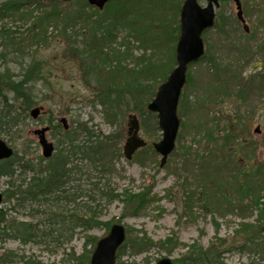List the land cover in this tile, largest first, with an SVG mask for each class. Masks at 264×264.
I'll return each mask as SVG.
<instances>
[{"label":"rangeland","instance_id":"rangeland-1","mask_svg":"<svg viewBox=\"0 0 264 264\" xmlns=\"http://www.w3.org/2000/svg\"><path fill=\"white\" fill-rule=\"evenodd\" d=\"M165 1L152 14L148 11L146 19L153 17L148 25L158 28L151 32L160 40L150 31L143 33L150 44H164L157 49L139 41L142 26L132 22L134 12L125 20L105 23L107 7L98 11L88 0H0V6L22 4L15 16L0 7V35L16 34L15 44L0 36V75L8 71L20 80L30 64L41 68L30 82L35 104L29 107L18 95L20 99L12 101L17 125L0 131V139L21 161L13 180L0 178V191L4 194L32 175L27 163L44 167L36 130L49 128L54 155L69 131L81 139L93 134L104 152L101 173L87 162H74L86 173L74 176L80 182L68 184L72 194L76 189L81 194L76 202H48L34 210L15 208L13 202L0 204L5 216L0 218V264H77L75 257L84 252L86 242L109 232H85L70 225V215H81L85 205L98 209L110 227L127 229L125 255L118 261L122 264H153L163 258L183 262L205 251L219 253L225 264H264V0H241L249 33L237 20L233 0H221L216 26L204 34L206 54L189 67V85L179 106L181 128L168 163L160 166L152 145L131 161L123 154L129 116H138L142 124V113L155 97L153 87L158 88L169 67H176V54H169L177 44L171 38L180 26V10L176 15L171 0ZM184 1L175 0V5L181 9ZM199 4L206 7L207 2ZM43 16H49V22L40 23ZM94 22L103 24L98 36L112 31L101 52L88 42ZM152 64L157 76L151 74ZM2 87L9 100L16 96L5 83ZM35 108L42 109L38 119L31 116ZM141 136L149 141L142 130ZM157 137L155 142L162 132ZM95 184L106 193L150 195V202L140 212L123 202L108 204L91 191ZM19 223L32 225L33 240L14 238L10 228Z\"/></svg>","mask_w":264,"mask_h":264},{"label":"trees","instance_id":"trees-1","mask_svg":"<svg viewBox=\"0 0 264 264\" xmlns=\"http://www.w3.org/2000/svg\"><path fill=\"white\" fill-rule=\"evenodd\" d=\"M181 2V1H180ZM166 2L165 0H111L110 3L107 5L105 14H106V22L110 23V20L114 18L115 20H122L127 19L130 12H134L136 16L132 20L134 22L135 20H138L140 25L142 26V29H140V33L142 36H140L138 39L141 43L149 45L153 48H156L154 46H157V49L161 48L164 44L159 42H154L150 44V38L148 40H144V31H150L154 40H160L156 37V35L152 32H158L157 27H153V24L150 23V21L153 20V17L150 18V21L146 22V19L149 17L148 11H152L156 8H162ZM25 5H29V3H24ZM171 7H175L176 9V15H178V12L180 10V4L175 5V0H171V3H169ZM4 11L11 12L12 14H18L21 12L22 4H16V3H8L3 4L0 6ZM156 7V8H155ZM144 8V9H142ZM124 11L125 17H124ZM122 13V14H121ZM108 14L110 15L109 17ZM0 17H3L0 14ZM111 17V18H110ZM124 17V18H123ZM122 18V19H121ZM49 19V16H43L40 18V23L44 22L47 23L49 21H46ZM94 28L91 31L90 37H88V42L90 48L97 52L104 48V42H105V36H111L112 31H110L107 35L100 37L98 36L99 31L102 28L101 22H94ZM146 25L148 27H146ZM41 26V24H40ZM98 28V29H97ZM152 31V32H151ZM174 35L171 38L173 41H178L179 34L180 33V26H177L174 30ZM1 35L3 36L4 40H10L12 44L16 43V39L14 36H16L15 33H4L2 31ZM0 35V36H1ZM107 38V37H106ZM146 38V37H145ZM23 42V40H20ZM22 44V43H21ZM148 47V46H146ZM152 48V49H153ZM175 47H170V55L171 57L175 58ZM156 64L150 65V68H152L151 74L154 72V76H157V71L155 69ZM174 65L167 71V73H164L161 78H158L157 80L161 79L160 83L164 82L167 77L169 71L173 70ZM41 68L37 64H30L28 68L25 70L23 74V79L20 80H14L10 75H8V71L0 75V131L3 130V126L10 127L9 129L13 128L17 125L16 116L13 115V102L15 100H19L20 97H22L26 103L29 105V107L33 104H35V101L32 96L35 97V87L30 86V82L35 79V75L40 72ZM148 73H143V75H149ZM142 75V74H141ZM142 75V77H143ZM6 84V86H9L10 92L13 94H16L13 99L9 100L8 97L1 93L2 84ZM189 85V77H188V83ZM157 87V86H156ZM153 87L151 92V97H154L156 95V92L158 88ZM159 87V86H158ZM213 91V90H212ZM183 99V96H182ZM181 99V103H182ZM188 103V102H187ZM191 108L192 105L188 104ZM142 124L141 128L142 131L146 134V136L149 138V144L152 145L157 139L160 134V128H159V122L157 115L148 112L142 113ZM64 133V132H63ZM75 132H65L62 136V139L58 143V154L54 155L52 158L45 160L41 158V162H44L45 165L43 168H39L38 165L31 166V164L27 163L25 167L28 166L27 171L31 173L32 175L29 178H25L23 180H19L18 185H12V188L4 192V199L3 203L5 202H13L15 204V208H34L35 205L38 206V208H41L44 204L48 202H54V203H65L69 204V202L73 203L76 202L78 198L81 197V194H78V189H76V193L72 194L71 187L68 186L71 181L74 182H80V179L75 178V175L78 174H86L83 170H80L77 168L76 164L74 162L80 161L81 163L87 162L89 166H91L92 171H98L101 173L100 168H102V161H103V154L101 147L97 145V140L94 141L92 138L94 137L93 134L89 135L90 138L81 139L80 136H77L74 134ZM81 134L83 133L80 132ZM1 134V133H0ZM70 136V137H68ZM199 156V155H196ZM187 157H191V155H187ZM204 158V157H203ZM20 166L21 161L20 159H17V155L14 154V157L10 160L4 161L0 164V178L1 177H9L12 180L15 178L16 175V168L15 166ZM81 168V167H80ZM82 169V168H81ZM91 181V179H90ZM89 181V182H90ZM93 184H91L92 186ZM79 186V185H78ZM91 191L93 193H96L100 196V199H104L107 201L108 204H112L116 201L123 202L126 206H128L130 209H134L135 212H140L146 204L150 202V195H138L135 197V195L127 194L128 192L124 194H115L114 192L106 193L104 189H101L98 187V184H95V188L92 187ZM91 204H94L96 200L94 197H89ZM129 203H132L133 206L130 207ZM32 208V210H34ZM37 213H39V209L36 210ZM81 215L72 214L70 215V225L74 228H81L85 232H89L91 230H94L96 228H104L107 231L110 229L109 223H104L101 221L102 213L98 211V209L94 208L93 206H83L81 209ZM5 217L2 211H0V218ZM2 224L0 223V226ZM70 226V227H71ZM11 232L14 234V238L17 239L20 242H29L35 238V234L33 233V227L31 224L26 223H19L15 227L12 226L10 228ZM98 239L92 238L89 241L86 242L84 252L75 257V260L77 264H90L91 255L92 252L96 246ZM128 238L125 242V244L120 248L117 259L118 261L123 258L124 250L127 246ZM146 243H141L140 247L143 246ZM152 242H149L148 245H151ZM122 264V263H119ZM174 264H225L224 261H222V255H219V253H212V252H203L197 255L194 258H189L182 261H174Z\"/></svg>","mask_w":264,"mask_h":264},{"label":"water","instance_id":"water-1","mask_svg":"<svg viewBox=\"0 0 264 264\" xmlns=\"http://www.w3.org/2000/svg\"><path fill=\"white\" fill-rule=\"evenodd\" d=\"M110 0H89L93 7L103 10ZM207 6L201 7L198 0H185L180 14V37L176 48L177 66L171 72L167 80L162 83L153 101L148 105V111L157 114L159 128L163 137L159 142L153 144L155 151L161 156L160 166L163 168L169 156L176 148V141L180 129V118L178 107L182 91L187 83L189 66L198 62L205 54L203 34L215 25V10L219 8V0H206ZM237 7V18L242 22L244 30L248 33L249 27L243 16L240 0H234ZM41 108H35L31 116L37 119ZM65 129L67 120L61 119ZM49 128L34 132L38 136L39 143L45 158L52 157L54 145L47 139L46 133ZM141 126L136 115L129 116L127 139L123 147L125 158L131 161L140 149L147 146V141L140 136ZM259 133V128L255 130ZM14 150L2 139H0V162L10 159ZM3 195L0 192V204ZM264 233V227H263ZM126 228L115 224L111 227L107 236L101 238L91 257V264H117V252L126 240ZM155 264H173L169 258H163Z\"/></svg>","mask_w":264,"mask_h":264}]
</instances>
